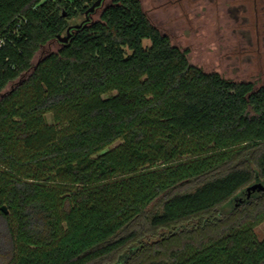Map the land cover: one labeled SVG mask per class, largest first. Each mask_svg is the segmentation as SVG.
<instances>
[{"label": "trees", "instance_id": "trees-1", "mask_svg": "<svg viewBox=\"0 0 264 264\" xmlns=\"http://www.w3.org/2000/svg\"><path fill=\"white\" fill-rule=\"evenodd\" d=\"M95 1L0 0V264H264V85Z\"/></svg>", "mask_w": 264, "mask_h": 264}, {"label": "rangeland", "instance_id": "rangeland-1", "mask_svg": "<svg viewBox=\"0 0 264 264\" xmlns=\"http://www.w3.org/2000/svg\"><path fill=\"white\" fill-rule=\"evenodd\" d=\"M46 1L49 0H42ZM141 1L151 22L174 45L189 51L191 63L234 81L252 82L255 88L264 85V0ZM111 2L106 0L92 19H98ZM84 18H73L69 24L80 23ZM144 45H150V41L145 40ZM61 47L59 39L49 42L34 62ZM255 231L260 239L264 238V220Z\"/></svg>", "mask_w": 264, "mask_h": 264}, {"label": "water", "instance_id": "water-1", "mask_svg": "<svg viewBox=\"0 0 264 264\" xmlns=\"http://www.w3.org/2000/svg\"><path fill=\"white\" fill-rule=\"evenodd\" d=\"M102 3V0H97L95 1L91 6L90 8L86 11V15L89 16V13L93 12L100 4ZM64 15H66L64 13ZM87 20L89 21L90 20V17H87ZM81 24H75L73 26H69L68 27V34L66 36H62V35H59L58 36V39L62 42V43H66L68 40H69V37L70 35L72 34L73 30L74 29H78L80 28ZM254 191H264V183L263 182H255L253 183L252 185L248 186L247 187V193H248V196H250V194ZM237 202V201H236ZM2 209L7 212V207L4 205L2 207Z\"/></svg>", "mask_w": 264, "mask_h": 264}, {"label": "flooded vegetation", "instance_id": "flooded-vegetation-1", "mask_svg": "<svg viewBox=\"0 0 264 264\" xmlns=\"http://www.w3.org/2000/svg\"><path fill=\"white\" fill-rule=\"evenodd\" d=\"M105 1L106 0H102V3L94 10V12H96L100 7H102L103 5H104V3H105ZM88 17H92V14L91 15H89ZM87 19V18H86Z\"/></svg>", "mask_w": 264, "mask_h": 264}, {"label": "built area", "instance_id": "built-area-1", "mask_svg": "<svg viewBox=\"0 0 264 264\" xmlns=\"http://www.w3.org/2000/svg\"><path fill=\"white\" fill-rule=\"evenodd\" d=\"M3 44H4V40L0 38V48L2 47Z\"/></svg>", "mask_w": 264, "mask_h": 264}]
</instances>
